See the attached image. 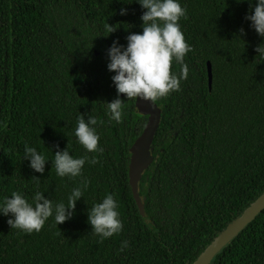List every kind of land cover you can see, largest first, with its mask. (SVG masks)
I'll use <instances>...</instances> for the list:
<instances>
[{"label":"trees","instance_id":"16d2710c","mask_svg":"<svg viewBox=\"0 0 264 264\" xmlns=\"http://www.w3.org/2000/svg\"><path fill=\"white\" fill-rule=\"evenodd\" d=\"M180 2L188 76L154 101L161 117L153 162L139 180L142 214L128 165L146 116L120 93L122 120L109 119L117 91L107 50L142 32L144 9L136 0H0V202L14 191L32 202L40 191L67 203L72 188L88 181L72 218L58 225L49 217L29 233L0 214V264H192L264 191V60L255 51L264 38L245 18L249 0ZM180 69L174 61L171 70ZM79 114L97 118L102 151L77 141ZM25 143L45 155L44 173L23 159ZM66 146L87 158L81 176L56 174L54 152ZM108 193L122 231L101 240L88 210ZM208 264H264V208Z\"/></svg>","mask_w":264,"mask_h":264},{"label":"clouds","instance_id":"9594fccd","mask_svg":"<svg viewBox=\"0 0 264 264\" xmlns=\"http://www.w3.org/2000/svg\"><path fill=\"white\" fill-rule=\"evenodd\" d=\"M131 2V0H127ZM144 11L141 14L142 32H130L126 36V45L114 40L107 50V69L114 72L111 79L117 91V97L107 102V115L110 120L120 123L123 104L120 93L127 98H140L155 101L165 97L172 91H178L180 81L188 76V68L184 63L185 55L191 51L181 30L179 20L186 14L180 0H136ZM242 2V0H238ZM251 12L246 15L256 33L264 38V0H249ZM127 9L121 8L120 13L126 14ZM115 30L108 24V33ZM243 32V29L240 30ZM257 56L264 60V41L255 49ZM181 65L179 74L171 70L173 62ZM103 123V121H100ZM98 121L89 115L87 119L79 114L74 134L77 141L88 152L103 149L98 146L100 134L97 131ZM23 159H27L29 167L35 172L44 173L47 159L34 146L25 143ZM86 157L70 154L67 146L54 152L56 174L60 177H78L82 175ZM96 163L95 158L88 161ZM88 187L85 179L72 188L67 203H53L43 192L36 191L32 202L21 192L14 191L0 202V214L8 216L11 228L25 232L39 231L49 217H53L58 225L72 218L76 201ZM11 214V215H9ZM88 222L94 234L101 240L122 231V221L118 211V203L113 194H106L100 202H96L88 210ZM128 246L127 241L121 242L120 250Z\"/></svg>","mask_w":264,"mask_h":264},{"label":"water","instance_id":"95a60500","mask_svg":"<svg viewBox=\"0 0 264 264\" xmlns=\"http://www.w3.org/2000/svg\"><path fill=\"white\" fill-rule=\"evenodd\" d=\"M208 87L211 88L212 72L211 64L207 61ZM135 111L146 116V123L141 134L134 140L130 148L128 165L129 185L135 202L142 209V200L139 196V180L144 170L153 162L151 144L155 132L159 126L161 109L152 100L136 99ZM264 208V191L224 230H222L213 241L205 248L192 264H208L213 255L222 246L228 243L256 214Z\"/></svg>","mask_w":264,"mask_h":264}]
</instances>
